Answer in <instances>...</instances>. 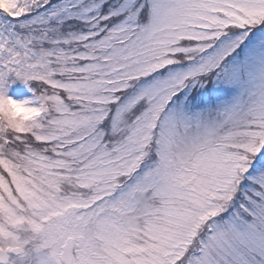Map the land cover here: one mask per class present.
I'll list each match as a JSON object with an SVG mask.
<instances>
[{"label": "snow or ice", "instance_id": "1", "mask_svg": "<svg viewBox=\"0 0 264 264\" xmlns=\"http://www.w3.org/2000/svg\"><path fill=\"white\" fill-rule=\"evenodd\" d=\"M0 264H264V0H0Z\"/></svg>", "mask_w": 264, "mask_h": 264}, {"label": "rangeland", "instance_id": "2", "mask_svg": "<svg viewBox=\"0 0 264 264\" xmlns=\"http://www.w3.org/2000/svg\"><path fill=\"white\" fill-rule=\"evenodd\" d=\"M25 95L27 96H30L31 94L30 93H27V90L23 88V86H21V89H20ZM20 98H24V96L22 95Z\"/></svg>", "mask_w": 264, "mask_h": 264}, {"label": "clouds", "instance_id": "3", "mask_svg": "<svg viewBox=\"0 0 264 264\" xmlns=\"http://www.w3.org/2000/svg\"><path fill=\"white\" fill-rule=\"evenodd\" d=\"M22 110L21 109H17V112H21Z\"/></svg>", "mask_w": 264, "mask_h": 264}]
</instances>
